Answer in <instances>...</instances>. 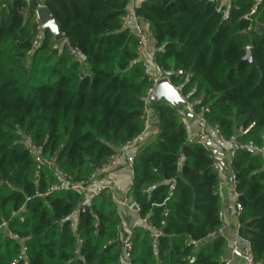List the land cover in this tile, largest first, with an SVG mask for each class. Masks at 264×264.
<instances>
[{"label":"trees","instance_id":"trees-1","mask_svg":"<svg viewBox=\"0 0 264 264\" xmlns=\"http://www.w3.org/2000/svg\"><path fill=\"white\" fill-rule=\"evenodd\" d=\"M254 2L233 0L225 12L218 0H143L135 13L162 73L236 142L239 235L264 264V28L247 17ZM129 3L0 0V264H122L108 189L86 201L55 173L77 182L97 174L145 133L146 107L159 126L133 157L130 196L148 227L131 236V263L225 264L226 238L210 240L222 227L220 170L204 142L188 139L179 104L145 101L154 84L125 27ZM40 4L60 39L40 28ZM248 47L253 62L242 60Z\"/></svg>","mask_w":264,"mask_h":264},{"label":"crops","instance_id":"crops-1","mask_svg":"<svg viewBox=\"0 0 264 264\" xmlns=\"http://www.w3.org/2000/svg\"><path fill=\"white\" fill-rule=\"evenodd\" d=\"M42 3L44 0H40ZM143 0H130L129 12H135L136 7H138ZM233 0H218L220 8H224L225 12L229 10ZM255 1V0H254ZM255 4V2H254ZM43 6V4H40ZM254 6V5H253ZM254 25L260 24L264 28V0L258 6L256 14L252 17ZM145 31H149V24L146 22H141ZM125 27H127L131 32L136 33V20L130 17L125 22ZM149 51L154 54L156 46L153 38L149 39L148 43ZM152 73L156 74V69H151ZM178 89V88H177ZM179 90V89H178ZM164 101V100H162ZM178 105V104H177ZM179 114L182 122L185 123L188 139L190 141H202L200 136V129L203 127V117L198 113H190L183 104H179ZM152 113V108H150ZM157 123L156 120L152 118L151 126L146 129L145 133L141 136L142 140L137 139L132 147L120 148L115 154V163L108 164L101 171L97 173L95 184H104L109 187L112 191L124 195L127 188L131 185L133 180V170L129 165V159L134 157L144 145L153 142L156 139L158 127L153 126ZM210 137L204 140V144L211 151L215 163L220 167L221 183L223 184V190L221 193L222 197V227L224 230V237L227 240V247L224 253V257L231 258V247L233 245L236 234L239 232V219L238 212L236 208L237 200L232 190V170L230 167V162L233 156V149L236 146L235 141H227L220 138L215 128L207 127ZM203 142V141H202ZM85 200L88 201L90 196L85 195ZM119 212L123 216L124 226L129 229L132 233L138 227H148L147 223L139 213L130 208H119ZM125 231V229H123ZM231 264H243L240 260L234 259Z\"/></svg>","mask_w":264,"mask_h":264},{"label":"built area","instance_id":"built-area-1","mask_svg":"<svg viewBox=\"0 0 264 264\" xmlns=\"http://www.w3.org/2000/svg\"><path fill=\"white\" fill-rule=\"evenodd\" d=\"M262 3V0H255V4L252 7L251 11L248 13L247 17L248 18H252L256 12H257V8L258 6ZM224 16L226 15V13L224 12L223 14ZM133 17L136 20V34L138 35V57L142 60L143 62V66L146 67L148 69V74H149V78L150 80L153 81V84L155 85L160 79L166 78L168 81L171 82L170 77L168 75H165L162 73L160 67L157 65L156 63V59L154 54H152L149 51L148 48V43H149V39L153 37L151 31H145L143 26L141 25V22H146L143 18L138 17L136 15L135 12H132L126 16L125 18V22L130 18ZM38 19V18H37ZM39 22V20H38ZM147 23V22H146ZM40 24V23H39ZM41 28V26H40ZM40 44V36L38 35L35 39V41L33 42V47L32 49L37 48V46ZM155 68L156 69V74L152 73L151 69ZM178 74H182L183 71L182 70H178L177 71ZM151 90L149 91V96L147 98H145V101H149V97H150V93ZM182 99H183V106L190 112V113H196L194 108L192 107V105L189 103L188 98L186 96H184L183 94H181ZM205 110V109H204ZM143 119H144V125L145 128L148 129L151 126L152 123V113L150 110V107H146L144 114H143ZM203 127L200 129V136L202 141L204 142V140L208 139L210 137L209 132H208V125L206 124L205 120L203 119ZM215 131L217 133V135L224 139L222 137V135L220 134L219 130L215 128ZM135 144V141L128 143L125 147L129 148L132 147ZM247 147L254 149L255 151H259L261 152L262 149L257 147V146H252V145H248ZM33 151L35 153L38 154L39 148L36 147H32ZM115 155L112 156L109 160V162L104 166L106 167L108 164H114L115 163ZM38 161H41V156H38L37 158ZM129 165L132 167L133 166V157L129 159ZM103 167V168H104ZM215 168L217 170H220V167L218 164H215ZM97 174H93L88 180L86 181H72V177L57 171L55 173V178L56 180L60 183V185L62 187H69L72 188L73 190H76L78 192H81L83 194H87L90 197L95 196V195H100L102 192H104L106 189H108L109 195L111 197V200L116 203L117 207H118V212H119V208H130L134 211H136L137 213H141V207L139 205V203L137 201H135L134 199L131 198L130 196V192H131V185L127 188V191L124 195H120L114 191H112L109 187L105 186L104 184H95V179H96ZM232 190L233 193L235 195V198L237 200V196L238 193L236 192V181H235V176L232 174ZM219 190L222 193L223 190V184L220 183L219 185ZM236 208H237V212H240V206L237 203L236 204ZM119 215L122 219L121 225H120V241H121V246H122V256H121V262L122 264H132L131 263V252L133 249V243L131 241V236H132V232L125 228L124 226V219L122 214L119 212ZM220 216L222 218V211L220 212ZM144 222L147 223V219L144 218ZM6 228V224L3 223L0 226V233L2 231H4V229ZM125 229V231L123 230ZM155 233L160 234V231L158 229H154ZM222 235L224 236V230L223 227H221L219 229L218 233H214L211 235V238H214L215 235ZM10 236H12L11 234H9ZM79 243H82V240H79ZM231 258L227 259L224 256L222 257V261L225 264H231L232 260L237 259L240 260L243 264H260L259 262H257L255 260V257L252 253L250 244L245 241L244 239H242V237L239 235V232L236 234V237L234 239L233 245L231 247Z\"/></svg>","mask_w":264,"mask_h":264},{"label":"water","instance_id":"water-1","mask_svg":"<svg viewBox=\"0 0 264 264\" xmlns=\"http://www.w3.org/2000/svg\"><path fill=\"white\" fill-rule=\"evenodd\" d=\"M37 17L41 26V29H49L57 39L61 38V35L59 34L58 25L52 16V14L49 12V10L46 8V6H39L37 9ZM261 28V25L259 24L257 26V30ZM252 48H247V53L243 57L244 60L252 61L251 56ZM164 100L165 102H168L170 104H181L183 103V99L181 96L180 91L166 78L160 79L152 88L149 101L154 103H160ZM153 126L158 127L159 123H154ZM139 140H142V137L139 138ZM251 150V148H247ZM219 236V234L215 235L214 237ZM212 238H210L211 240Z\"/></svg>","mask_w":264,"mask_h":264}]
</instances>
